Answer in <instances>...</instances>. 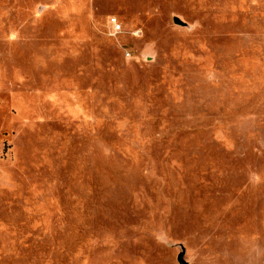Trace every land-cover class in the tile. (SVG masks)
Returning <instances> with one entry per match:
<instances>
[{
  "label": "rangeland",
  "instance_id": "374dc122",
  "mask_svg": "<svg viewBox=\"0 0 264 264\" xmlns=\"http://www.w3.org/2000/svg\"><path fill=\"white\" fill-rule=\"evenodd\" d=\"M180 255L264 264V0H0V264Z\"/></svg>",
  "mask_w": 264,
  "mask_h": 264
},
{
  "label": "water",
  "instance_id": "95a60500",
  "mask_svg": "<svg viewBox=\"0 0 264 264\" xmlns=\"http://www.w3.org/2000/svg\"><path fill=\"white\" fill-rule=\"evenodd\" d=\"M175 23H177V24H181V22H180L178 19H175ZM178 262H179V264H186V263L182 260V255H180V256L178 257Z\"/></svg>",
  "mask_w": 264,
  "mask_h": 264
},
{
  "label": "built area",
  "instance_id": "2783aa9c",
  "mask_svg": "<svg viewBox=\"0 0 264 264\" xmlns=\"http://www.w3.org/2000/svg\"><path fill=\"white\" fill-rule=\"evenodd\" d=\"M111 25H113V26L116 28V30H118V29H119V26L117 25V23H116V20H115V19H111Z\"/></svg>",
  "mask_w": 264,
  "mask_h": 264
}]
</instances>
